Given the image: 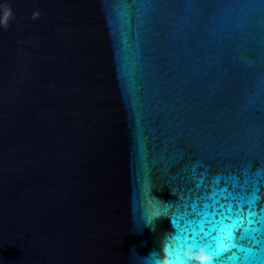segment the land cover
Returning a JSON list of instances; mask_svg holds the SVG:
<instances>
[{
    "label": "water",
    "instance_id": "water-1",
    "mask_svg": "<svg viewBox=\"0 0 264 264\" xmlns=\"http://www.w3.org/2000/svg\"><path fill=\"white\" fill-rule=\"evenodd\" d=\"M0 4V264L169 262L214 178L264 262V0Z\"/></svg>",
    "mask_w": 264,
    "mask_h": 264
},
{
    "label": "snow or ice",
    "instance_id": "snow-or-ice-1",
    "mask_svg": "<svg viewBox=\"0 0 264 264\" xmlns=\"http://www.w3.org/2000/svg\"><path fill=\"white\" fill-rule=\"evenodd\" d=\"M193 184L194 188L188 190L187 199L190 203L184 205L185 208L192 209L191 216L187 212L184 213L187 219L183 227L176 220H173V223L176 224V236L174 237L175 244L167 248L170 264H190L183 258L185 248H189L193 252L202 249L214 257L215 264H223L222 258L225 254L237 247L240 248L241 252L251 254L250 249L244 248L242 244L238 243L236 229H242L245 223L249 225L256 223L254 217L257 213L252 211L251 207L246 210L243 203L239 206L231 203L230 201L237 198L228 192V188H221L217 178H214L215 187L213 190L210 193L206 191L203 195H201L200 189L204 187V180L193 179ZM259 190L257 187L256 192L258 193ZM193 191H195V196L192 194ZM218 195L227 203L221 204L220 200L216 198ZM260 199L259 195H254L250 203L258 206ZM180 200L184 201V197L181 196ZM201 205L202 211L199 210ZM217 217H220L219 221H217ZM226 219L231 220L232 224L224 226ZM245 238V236H240L241 240ZM249 238L260 243L255 236ZM243 264H264V262H255L246 256Z\"/></svg>",
    "mask_w": 264,
    "mask_h": 264
},
{
    "label": "clouds",
    "instance_id": "clouds-1",
    "mask_svg": "<svg viewBox=\"0 0 264 264\" xmlns=\"http://www.w3.org/2000/svg\"><path fill=\"white\" fill-rule=\"evenodd\" d=\"M0 12H2V15H0V27L6 28L8 26V22L12 18V10L10 7L0 4ZM34 16H38V13H34ZM183 258L184 260L190 262V264H215L214 257L210 256L202 249L197 252H193L191 249L185 248ZM164 264H169V262L166 260Z\"/></svg>",
    "mask_w": 264,
    "mask_h": 264
}]
</instances>
